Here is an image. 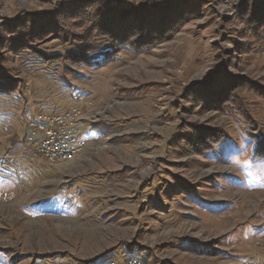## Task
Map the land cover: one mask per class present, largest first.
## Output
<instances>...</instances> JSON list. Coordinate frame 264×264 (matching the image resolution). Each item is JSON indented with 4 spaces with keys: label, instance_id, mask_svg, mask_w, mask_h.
I'll list each match as a JSON object with an SVG mask.
<instances>
[{
    "label": "rangeland",
    "instance_id": "obj_1",
    "mask_svg": "<svg viewBox=\"0 0 264 264\" xmlns=\"http://www.w3.org/2000/svg\"><path fill=\"white\" fill-rule=\"evenodd\" d=\"M66 1L0 0V80L15 90L0 93V155L18 174H0V264H264V0H68L81 18L163 21L83 65L35 53L74 42L50 32L8 49L22 13L39 22ZM75 19L68 31L88 26ZM76 106L94 118L87 144L47 165L27 125Z\"/></svg>",
    "mask_w": 264,
    "mask_h": 264
},
{
    "label": "trees",
    "instance_id": "obj_2",
    "mask_svg": "<svg viewBox=\"0 0 264 264\" xmlns=\"http://www.w3.org/2000/svg\"><path fill=\"white\" fill-rule=\"evenodd\" d=\"M73 3L67 0L65 3L61 4L62 6H60L59 10L62 12H60V14L52 12L48 16H45V18L43 20H40L39 22L36 21L35 18L33 20L31 19V21L28 22V20H25L28 17L27 14L22 13L15 22L16 24L14 25V27H7L10 29V32L15 30V32H13V35L7 42V45H9L8 49L16 51L17 49L25 50L26 48L33 47L34 50L36 49L35 42L38 41L37 38H40L42 35L46 34V32H50L52 36H55L56 38H63V40H66L67 42L74 41L75 43L73 42L72 44H70V47L66 49L64 54H44L38 49L34 50V52L42 55L45 58L47 57L50 61L60 55H63V57H66V59L70 60L72 63L83 65L91 61H98V59L103 57L106 58L112 50L116 49L115 46L117 45L130 48V44L132 42L135 43L138 40L144 39V36L147 35L146 33L148 29L150 30L151 28H153L154 30H156L159 26H161L160 24H162L163 21L162 17L160 16L158 22H153L151 20L149 22L150 26H142L144 25V22H142L143 24L141 25L140 23L136 25L137 23L134 22L132 18H118L116 15L118 14L117 11H113L109 14V20L105 17H102V20H100L98 18V13L93 18L89 16L88 18H81L82 15H77L74 13L75 9ZM253 7L255 8V5ZM106 8L108 10L110 9V7L108 6ZM254 13H256V10L254 11ZM258 16V19L256 18V25L254 26L255 30L257 28L258 29L256 31L253 30V32H256L254 34H256L257 38L264 39V12L261 11ZM74 18H76V21L77 19L81 22L86 21L88 26L83 27L84 29H81L82 31L79 32H75V30L68 31V27L66 28L63 24H66L67 20ZM139 29H141V32L139 31ZM259 32L261 33V35H259ZM0 44H2V41H0ZM6 74L7 73L5 72V70L4 72L2 69L0 70V77H9ZM223 80L224 79H221L220 82H223ZM233 83L235 82L233 81ZM222 85L224 84L222 83ZM227 85H230V82H228ZM221 86L218 87V89H221ZM13 87V84H10L8 80H0L1 94L12 93L13 91H15L13 90ZM208 91L211 92L210 88H205L203 90V92L209 93ZM212 93L216 94V92ZM212 93H210L209 96H206L205 99L209 101H217L218 97L222 95L219 93L218 96L211 97ZM112 249H114V247H112ZM112 249L110 248L109 250L103 251V253L95 256V258L109 253V251ZM93 259H87L85 260V262L88 263Z\"/></svg>",
    "mask_w": 264,
    "mask_h": 264
},
{
    "label": "built area",
    "instance_id": "obj_3",
    "mask_svg": "<svg viewBox=\"0 0 264 264\" xmlns=\"http://www.w3.org/2000/svg\"><path fill=\"white\" fill-rule=\"evenodd\" d=\"M94 118H88L82 107L62 110L61 113H40L29 121L25 140L34 145V154H40L47 165L75 157L87 144L82 138ZM10 154L0 155V174L16 179L18 174ZM106 264H145L139 258L129 257L122 262L110 259Z\"/></svg>",
    "mask_w": 264,
    "mask_h": 264
},
{
    "label": "crops",
    "instance_id": "obj_4",
    "mask_svg": "<svg viewBox=\"0 0 264 264\" xmlns=\"http://www.w3.org/2000/svg\"><path fill=\"white\" fill-rule=\"evenodd\" d=\"M89 143V142H88Z\"/></svg>",
    "mask_w": 264,
    "mask_h": 264
}]
</instances>
